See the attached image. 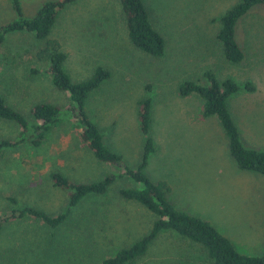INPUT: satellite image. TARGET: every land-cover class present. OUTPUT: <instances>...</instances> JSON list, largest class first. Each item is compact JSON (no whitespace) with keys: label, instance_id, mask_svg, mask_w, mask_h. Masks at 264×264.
<instances>
[{"label":"rangeland","instance_id":"obj_1","mask_svg":"<svg viewBox=\"0 0 264 264\" xmlns=\"http://www.w3.org/2000/svg\"><path fill=\"white\" fill-rule=\"evenodd\" d=\"M18 1L21 15L30 17L50 0ZM142 1L164 40L160 56L131 44L119 0H74L56 13L47 38L64 52L63 68L71 80L87 78L95 66L108 70L83 108L122 164L138 166L142 135L136 112L138 101L149 97L155 150L141 173L167 185L166 197L175 208L209 222L239 252L258 255L264 239V176L237 167L217 118L201 116L200 98L180 96L177 88L187 80L206 83V71L218 80L232 79L238 88L226 101L239 138L244 146L264 150V5L236 22L243 59L231 63L223 57L216 31L219 15L235 0ZM16 17L10 0H0V24ZM43 45V39L25 31L7 33L0 44V96L6 104L30 122L29 109L36 102L60 109L40 145L21 141L1 148L0 212L15 205L48 215L66 209V190L51 185L50 171L73 182L113 177L103 193L83 197L55 227L30 216L1 223L0 264H96L146 233L154 216L118 194L140 184L84 146L66 109L67 92L51 84L46 61L34 58ZM30 65L38 69L35 74L27 72ZM245 82L251 89L243 87ZM16 134L12 122L0 119V139L15 140ZM173 232H159L133 264H210L200 247Z\"/></svg>","mask_w":264,"mask_h":264},{"label":"trees","instance_id":"obj_2","mask_svg":"<svg viewBox=\"0 0 264 264\" xmlns=\"http://www.w3.org/2000/svg\"><path fill=\"white\" fill-rule=\"evenodd\" d=\"M73 1H46L32 16L24 17L21 15L19 1L10 0L11 8L17 17L0 24V44L7 33L15 31L29 32L37 39L44 40L43 47L35 51L34 58L35 60L43 58L46 61L44 71L51 84L56 89L67 92L69 103L66 109L70 119L80 129L79 136L84 146L96 159L118 168L122 167V172L126 176L138 182L140 184L138 188H120L118 194L126 200L137 202L154 216L146 233L130 245L119 248L111 256L102 258L96 264H133L146 252L155 236L163 230L174 231V234L177 233L178 236L189 240L191 245L200 247L210 264H264V239L260 254L249 255L239 252L232 242L209 222L175 208L166 197L168 187L164 182H151L141 173L140 169L144 166L148 154L155 150L149 135V97H143L138 101L136 112L138 129L142 135V152L137 168L133 170L125 167L121 156L104 143L100 130L88 119L83 105L89 93L108 77V70L102 66H95L87 78L71 80L63 68L64 52L59 50L54 39L47 38L56 13ZM119 5L131 44L145 54L160 56L164 40L150 23L143 1L119 0ZM261 5H264V0H235L219 15L216 39L220 42L223 57L228 62L238 63L243 59V51L234 35L236 22L252 7ZM37 71L38 69L32 65L27 69L30 74H35ZM204 76L206 79L204 84L190 80L183 81L177 88L178 94L180 96L197 95L201 102V116L217 118L227 139L228 153L237 167L264 176V150L243 145L227 108V97L234 93L238 86L230 78L218 80L210 71H206ZM243 87L251 89L248 82H245ZM59 111L56 105L36 102L29 109L32 120L30 122L20 111L6 104L0 96V119L12 122L17 128L15 140L0 139V150L2 147H11L21 141L33 147L40 145L45 133L56 123ZM47 177L52 186L66 190L67 208L56 215H48L32 206L15 205V208L11 210L0 212V227L1 223L22 216L34 217L49 227H55L64 221L70 207L80 202L83 197L103 193L113 176L105 175L96 181L73 182L58 171H50ZM10 200L13 203V200Z\"/></svg>","mask_w":264,"mask_h":264}]
</instances>
